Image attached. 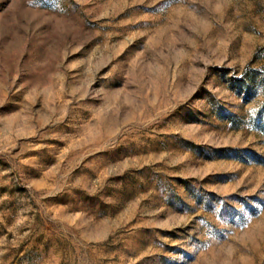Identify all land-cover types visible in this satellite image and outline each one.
I'll use <instances>...</instances> for the list:
<instances>
[{"label":"rangeland","instance_id":"1","mask_svg":"<svg viewBox=\"0 0 264 264\" xmlns=\"http://www.w3.org/2000/svg\"><path fill=\"white\" fill-rule=\"evenodd\" d=\"M0 264H264V0H0Z\"/></svg>","mask_w":264,"mask_h":264}]
</instances>
